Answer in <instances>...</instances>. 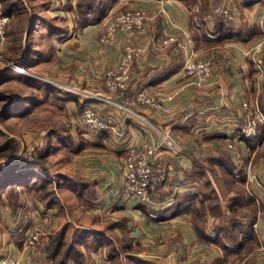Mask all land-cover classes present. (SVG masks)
<instances>
[{
  "label": "crops",
  "instance_id": "crops-1",
  "mask_svg": "<svg viewBox=\"0 0 264 264\" xmlns=\"http://www.w3.org/2000/svg\"><path fill=\"white\" fill-rule=\"evenodd\" d=\"M74 2L64 0V7L72 8ZM217 5L232 8L234 19L227 22L219 16H212L211 11ZM195 7L197 11L193 10ZM134 9H142L146 20L145 33L133 41L122 33L107 39L104 20L76 29L70 18H66L69 34L61 40H52V60L46 63V73L41 75L68 86L67 91L56 88L61 96L71 97L59 101L60 105L67 103L75 108L78 104V111L83 105H90L116 118L115 132L106 131L101 140L99 134L92 137L79 134L84 143L95 149L80 173L84 172L85 180L95 182L97 197L91 202L95 205V214L111 222L123 218L129 237L139 243L140 250L131 256L120 253L112 258L105 246L88 250L81 245L82 264H95L96 256L105 264H193L198 261L213 264L220 254L216 246L197 240L191 212L184 211L172 217L164 213L156 217L158 211L154 210L159 207L153 201L147 205L150 212L146 217L137 209L140 203L124 201L122 167L127 147L141 148L148 140L147 130L137 120L128 119L100 100L74 94L76 89L103 94V72L118 63L127 45L140 43L146 45V51L132 67L125 98L130 99L138 91H145L150 96L172 95L170 114H160L144 107H138L137 112L154 126L169 130L182 151L177 158L165 156L163 151L155 153L154 161L159 160L165 165L168 181L162 185L153 184L150 194L164 202L172 201L175 195L192 190L195 183L188 175L196 163L225 155L227 162L244 179L245 192L261 207L252 228L264 248V133L250 143L236 138L244 121L242 101H247L250 107L257 104L264 112V83L254 81L252 63L244 56L259 37L252 34L259 30L262 0H198L193 7L187 6L183 0H116L106 14ZM172 35L177 41L163 46L161 41ZM192 54L196 57L213 56V82L198 85L182 77L183 66ZM231 139L235 141L228 148ZM99 144L104 148L96 147ZM209 178L212 184L213 179ZM155 185L161 188L156 191ZM59 214L56 206L21 200L14 210L13 226L12 214L0 212L5 230L0 254L16 259L19 264H50L48 236L41 241L39 248H28L23 241V232L30 226H45L46 222L58 219ZM211 221L209 218L208 224ZM115 232L119 235L118 229ZM173 247L178 250L171 253ZM259 248L256 249L258 254L264 257V249ZM226 264L246 263L230 260ZM254 264H260L258 258Z\"/></svg>",
  "mask_w": 264,
  "mask_h": 264
},
{
  "label": "trees",
  "instance_id": "trees-1",
  "mask_svg": "<svg viewBox=\"0 0 264 264\" xmlns=\"http://www.w3.org/2000/svg\"><path fill=\"white\" fill-rule=\"evenodd\" d=\"M183 1L187 6L193 7L197 4L198 0ZM115 2L116 0H76L73 8H64L66 11H72L70 20L74 25L73 27L77 29L99 23L106 12L113 7ZM0 5L2 14L8 18H23L26 15V10L23 5L19 4L17 6L13 0H0ZM78 16L79 18H77ZM43 27L45 28L47 38L45 35H42L40 41H34L32 43L37 44L38 46L42 43L40 49L36 50V56L38 58L32 60V58L28 56L29 52L26 53V50H20V52H17L18 59L17 61L15 60L16 65H21L19 67H24L27 62H29L28 65L36 64L38 62H50L53 56L52 40H61L69 34L67 24L63 27H54L52 25H49L47 29L45 26ZM252 32L253 31L249 32L247 35ZM260 33V29L258 31L255 30L252 36L260 35ZM44 38L46 39V43L43 45ZM15 41L17 42L18 40H12V44ZM5 74L6 75H4L3 79L4 81L8 80L7 78L12 80L14 76L17 77V79H15L16 81L27 83V85L31 88H35L36 90H40L42 93H45L48 101H50L48 104L62 107L59 104V101H65L71 98L70 96H61V93L59 92L60 90L57 89L53 90L51 88V91L45 90L44 92V90L40 87V85L43 84V81H39L37 79L38 82L30 84L27 80H25L26 77H24L22 73L6 72ZM33 96L36 97H29L28 99L30 100L25 103H21V106L20 103L14 105V109H19L20 111L25 112H20V114H16L11 117L20 118L37 106L36 104L38 103V100L36 102H33L32 100H36L39 96ZM5 100V96L0 95V101ZM18 100L20 99H12L11 97H8L6 104L1 110L2 113H4L14 104V102ZM78 107L80 108V105ZM261 112L264 116V112L262 110ZM263 129L264 125H261L259 133H262ZM50 131L56 134V130H53L51 127ZM105 134L106 131L99 134L100 140ZM64 140L72 141L69 136L68 138L65 137ZM76 141L78 142L76 143V152L80 153L84 151L85 148L83 146L87 144L83 143L79 134L77 135ZM96 147L104 148L102 144H99V146ZM17 152L18 145L15 139H9L4 144H0V158L1 160H7L4 164H0V198L2 195L1 193H4V195L8 197L7 193L9 192V194H12V192H14L17 188L19 189V192H24L28 195L37 192L40 196L39 202L49 207L58 206L57 208L60 213L58 218L61 216H67L69 218L66 224L55 234L51 236L48 235L50 241L47 250L50 249L51 251L48 254L50 264H82L83 255L80 251L81 245L85 246L88 250L96 249L97 246H105L112 253V258H116L120 253L131 256L140 250L139 243L133 242V239L129 237L126 230L125 220L123 218L118 222H111L110 220L100 218L97 214H95V205H92L91 203L97 197V192L94 188V181H87L82 178L77 179L80 177L71 178L65 176L62 178H66L65 180H67V183H58V180H55L57 185L54 186L56 188H63L60 190H64L67 193V201L62 202L61 199L58 197L56 198L54 190L51 189L52 187L49 188V186H53L49 184V178H52L51 176L53 173L41 168L45 167L43 161L46 157L47 149H42L34 154V156H32L33 162H29L28 157H24ZM210 163H213L215 166L223 170L225 176L228 178V180H226L227 186H234L233 189L228 188L227 192L231 190L233 193H238L232 198V202H228L229 204L226 207L221 206L217 202H212L214 198H211L213 196L210 195H213L215 188L211 186L205 175L206 165ZM29 165H34L37 169L34 170L32 168H28V170H26ZM55 177L58 176L55 175ZM204 177L206 178L205 181L203 180ZM188 178L193 179V182L195 183L192 190L185 194L175 195L170 206L164 205V200L154 197L149 191L152 202L156 201V204L159 207V209L154 210L158 211L156 212V214H158L156 217L163 216L164 213H168V217H172L175 214H182L184 211H189L191 212V221L197 240L200 243L212 244L220 250V254L217 256L218 259L216 258L213 264H226L230 260L239 261V259L244 262L247 261L248 256L261 245V242H259L257 235L252 228L255 215L261 207L256 205L251 196L248 195V197L245 192H242L244 179H242L235 168L227 162L225 155H220L218 159L207 158L206 160L199 161V163L195 164L194 169L192 173L188 175ZM35 180L40 182H34ZM202 182L204 183L202 187L203 189L201 192L196 191L195 189H198L199 184ZM14 183L18 184L17 188ZM160 188L161 186L155 185L156 191ZM35 200H37V198ZM68 200H71L70 202L72 203V207L68 205ZM5 203L10 206V210L14 211L18 207L20 201L15 198V200ZM148 204L140 203L137 205V209L146 217L150 212L149 207L147 206ZM209 218L213 221L210 224L207 222ZM224 221L227 222L225 223V226H223ZM52 226L53 223H51V228ZM210 228H214V230L208 233L207 231ZM116 229H118L119 235L115 232ZM232 231H234V235L237 233L236 237H232L235 238V241L233 242L228 237L230 235H224V232L230 233ZM250 250L253 251L248 253ZM215 255H217V252Z\"/></svg>",
  "mask_w": 264,
  "mask_h": 264
},
{
  "label": "rangeland",
  "instance_id": "rangeland-1",
  "mask_svg": "<svg viewBox=\"0 0 264 264\" xmlns=\"http://www.w3.org/2000/svg\"><path fill=\"white\" fill-rule=\"evenodd\" d=\"M17 6L19 4L23 5V7L26 10V15L23 18L19 17H6L2 14L1 11V5H0V37H3V42L0 43V95H4L6 100L0 101V144H4L9 139H15L17 141L18 145V154L22 156H26L29 159V162H33L32 156L36 154L38 151L42 149H47L46 157L44 159L45 167H41L44 170L50 171L52 174V178H49V181L51 185L49 188L54 190V195L56 198L58 197L61 199L62 202H66L68 197L67 193L64 190H60L63 188H56L54 185H57L55 183V180H58V183H67V180L63 179L62 177H71L77 179H85L84 172L80 173L81 169H84V166L87 164V157L91 155L95 151L94 148L90 147V144H87L83 146L85 148L84 151L78 153L76 152V141L78 134H90L86 131L84 127H78L75 126L76 117L75 115L78 114V104H76V107H69V104L61 103L62 107H58L56 105L48 104L50 101H48L45 93H42L40 90H36L35 88H31L27 85V83L16 81L17 77L7 78L8 80H3L4 75H6V72L12 71L16 66L15 62L18 59L17 52H20V50H26L29 54L28 56L32 58V60H35V58H38L36 56V50L40 49L41 44L38 46L37 44H32L34 41H40L42 38V35L47 36L45 32L46 29L49 27V25L52 26H58L63 27L66 25V21L72 16L71 12H66L63 3H60L57 5L56 0H13ZM76 2V0H75ZM75 2L73 4V7L75 6ZM68 6H71L70 4ZM66 7V6H65ZM72 7V8H73ZM108 22L110 21L111 14L110 11L105 14ZM76 17V15H75ZM67 18V20H66ZM79 18V16L77 17ZM76 18V19H77ZM42 26V27H41ZM47 38V37H46ZM18 40L15 41L12 44V40ZM43 45L46 43V39L43 40ZM16 60V61H15ZM29 62L26 63V65L22 68V74L24 77H26L25 80H27L30 84L35 82H38L37 79L40 81H43V84L40 85L42 90H49L51 91V88L55 90L56 88H63L60 90H66L68 86L62 85L61 82H57L54 80H51L50 78H46L45 76H41L46 73V63L45 62H38L36 64H30ZM19 66H21L19 64ZM113 67V66H112ZM110 68V67H109ZM12 72H15L14 70ZM12 77V76H9ZM40 77V78H39ZM43 80H42V79ZM35 79V81H34ZM26 81V82H27ZM42 83V82H41ZM48 85V86H46ZM103 94H100L99 92H87L84 90L76 89V92L74 94H81V96H87V97H93L98 98L99 95L103 97H109L106 93V90L103 86L102 81V87ZM39 94V95H38ZM33 95L39 96V98H36V100H32L33 102H36L38 100V103L36 104L31 111L27 112L22 117H11L16 114H20L19 109H14V105L20 103L27 102L29 97H36ZM126 92L123 93L122 97H125ZM96 96V97H95ZM8 97H11L12 99H20L14 104L9 107L4 113H2V108L6 104ZM99 100V99H97ZM105 105H109V103H105ZM29 108V107H27ZM50 127L53 128V130H56V134L52 133L50 131ZM52 130V129H51ZM78 131V132H77ZM77 133V134H76ZM171 135V134H170ZM71 137V140H64L65 137L68 138ZM84 143V142H83ZM86 144V143H85ZM33 151V152H32ZM3 161V162H2ZM7 160H1L0 158V164H4ZM213 163L207 164L205 169V175L208 178L210 184V178L213 179V183L211 186L215 188V192L211 198H214L212 202H217L221 206L226 207L228 206V202H232V198L235 197L238 193H233L231 190L227 192V189H233L234 186L230 185L227 186L226 180L228 178L225 176L224 172L220 168H213ZM34 165L27 166L28 168L37 169V167H33ZM19 174V173H18ZM65 174V175H61ZM57 175L58 177H55ZM80 175V176H79ZM209 175V176H208ZM54 177V178H53ZM34 180V179H33ZM204 181L206 178L204 177ZM34 182H40V181H34ZM33 182V183H34ZM32 183V184H33ZM16 188L18 187L16 183H14ZM204 183H200L198 186V189H195L196 191L201 192L203 189ZM218 187V188H217ZM54 188V189H53ZM217 189V190H216ZM245 188H243L242 192H245ZM218 191V192H217ZM233 193V194H232ZM0 198V212L6 213L9 212L12 214V224L14 226L15 224V216L14 211L10 210V206L5 203L11 200H15V198L18 201L21 200H29V201H39L40 196L39 193H31L30 195L26 193L19 192V189H15L12 194L7 193L6 197L4 193H1ZM245 194L248 196L249 194L245 192ZM250 196V195H249ZM248 196V197H249ZM37 198V200H35ZM248 199V198H247ZM69 201V200H68ZM71 201V200H70ZM68 202V205L72 207V203ZM4 202V204H3ZM257 205V204H256ZM56 207H58L56 205ZM58 217V216H57ZM69 218L66 217H60L58 219H53L46 222L45 226V236L51 235L53 232H57L62 226H64ZM51 228V223H53ZM86 222V221H83ZM213 222V221H211ZM210 222V223H211ZM2 222H0V250L3 247L2 240L5 238L2 233L5 231L3 230L4 227L1 225ZM227 222L224 221L225 226ZM32 226L29 228H26L23 232L27 233ZM214 230V228H210L208 230V233L210 231ZM234 231L230 233L224 232V235L228 236L232 242L235 241L236 235H234ZM25 240V238H24ZM43 242V241H42ZM42 242L40 244H42ZM36 245L34 248H39V245ZM262 243L259 247H262ZM260 249V248H259ZM264 249V248H263ZM253 250H250L248 253H251ZM258 250H254L249 256L248 260L245 261L246 264H254L255 259L258 258L260 264H264V257L260 256L257 252ZM247 253V254H248ZM243 259V258H242ZM241 263H244V261H241Z\"/></svg>",
  "mask_w": 264,
  "mask_h": 264
},
{
  "label": "built area",
  "instance_id": "built-area-1",
  "mask_svg": "<svg viewBox=\"0 0 264 264\" xmlns=\"http://www.w3.org/2000/svg\"><path fill=\"white\" fill-rule=\"evenodd\" d=\"M63 1L56 0V3L59 5ZM262 7L263 10L258 19L261 33L257 41L244 54L252 63L253 78L256 83H264V0H262ZM193 10L197 11V8L195 7ZM211 14L228 22L234 19L235 12L230 7L217 5L212 9ZM102 20H104L103 26H105L107 39L112 38L116 33H122L133 41L145 33L146 16L142 9L118 12L111 16L109 22L106 15H104ZM176 41V36L172 35L164 38L161 44L166 46ZM2 42L3 37L1 36L0 43ZM145 51L146 45L144 43L127 45L123 49L118 63L103 72V86L109 97L99 95L98 98L91 97V99H99L103 103H109L114 111H120L130 120H137L147 130L148 140L141 148L127 147V154L122 167L121 192L124 201L148 204L152 202L149 191L153 184L162 185L168 181L165 165L159 160L157 163L154 161L155 153L163 151L165 156L177 158L182 155V151L180 146L172 139L169 130L154 126L137 112L138 107H144L160 114H170L172 95L150 96L145 91H138L130 99L125 98L126 95L122 97L130 81L132 67L143 58ZM213 63V56L196 57L192 54L186 60L181 75L184 78H189L192 82L195 81L198 85L211 83L213 82ZM241 108L244 113V121L239 127L236 138H243L248 142L257 141L264 133V129L262 133H259V128L264 125V116L257 104L250 107L247 101H242ZM75 117L77 118L75 126L84 127L85 133L87 131L90 134L97 135L109 130L115 132L116 118L108 113H102L90 105H83ZM234 141L235 139H231L228 148H231L230 143ZM170 204L171 200L164 202V205ZM44 232L45 228L43 226L32 227L27 233L23 234L25 245L28 248H34L38 243L40 244L45 238ZM176 249V247H173L171 253L175 252ZM0 264H19V262L6 254H0ZM95 264L105 263L96 256ZM193 264L203 263L198 261Z\"/></svg>",
  "mask_w": 264,
  "mask_h": 264
},
{
  "label": "bare ground",
  "instance_id": "bare-ground-1",
  "mask_svg": "<svg viewBox=\"0 0 264 264\" xmlns=\"http://www.w3.org/2000/svg\"><path fill=\"white\" fill-rule=\"evenodd\" d=\"M13 70L17 73H22V68L19 66H16Z\"/></svg>",
  "mask_w": 264,
  "mask_h": 264
}]
</instances>
